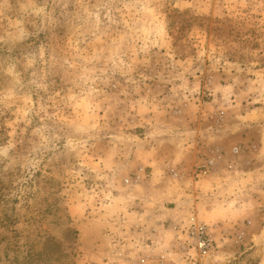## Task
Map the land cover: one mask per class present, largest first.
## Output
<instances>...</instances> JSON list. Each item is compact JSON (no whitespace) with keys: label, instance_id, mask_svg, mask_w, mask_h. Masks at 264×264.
I'll list each match as a JSON object with an SVG mask.
<instances>
[{"label":"rangeland","instance_id":"1","mask_svg":"<svg viewBox=\"0 0 264 264\" xmlns=\"http://www.w3.org/2000/svg\"><path fill=\"white\" fill-rule=\"evenodd\" d=\"M202 222L264 264V0H0V264H185Z\"/></svg>","mask_w":264,"mask_h":264},{"label":"built area","instance_id":"2","mask_svg":"<svg viewBox=\"0 0 264 264\" xmlns=\"http://www.w3.org/2000/svg\"><path fill=\"white\" fill-rule=\"evenodd\" d=\"M240 152L239 147H234L232 149L233 154H238ZM221 156V155H220ZM217 158L207 159L200 168L203 172H210L217 168ZM143 168H140V172ZM180 173L174 171L172 173L173 177H179ZM137 180L140 179V175H137ZM177 238L175 242V247L179 249L186 257L185 264H212V257L215 248V241L209 227L206 223L192 224L185 227L176 226ZM165 263V260H162Z\"/></svg>","mask_w":264,"mask_h":264},{"label":"crops","instance_id":"3","mask_svg":"<svg viewBox=\"0 0 264 264\" xmlns=\"http://www.w3.org/2000/svg\"><path fill=\"white\" fill-rule=\"evenodd\" d=\"M151 152H152V150L151 151H149L148 153L149 154H151ZM152 159V158H151ZM159 161L157 160L156 161V163H158ZM150 164V165H149ZM148 165L150 166V167H156L157 166V164H155L153 161L152 162H150ZM155 165V166H154ZM153 171H154V168H153ZM171 211H173V210H170L169 211V209L167 210H162V212H161V214L159 215V216H157L156 214H153L152 216H153V221L154 220H156V219H159L160 220V218L161 217H163V216H166V217H168V215H169V213H172ZM151 211H149L148 213H150ZM167 219V218H166Z\"/></svg>","mask_w":264,"mask_h":264}]
</instances>
